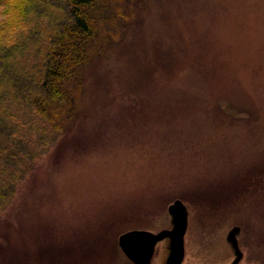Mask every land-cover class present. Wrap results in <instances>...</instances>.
I'll use <instances>...</instances> for the list:
<instances>
[{
	"label": "rangeland",
	"instance_id": "374dc122",
	"mask_svg": "<svg viewBox=\"0 0 264 264\" xmlns=\"http://www.w3.org/2000/svg\"><path fill=\"white\" fill-rule=\"evenodd\" d=\"M102 4L62 135L0 209V264H132L118 237L170 228L174 200L182 264H230L235 226L238 264H264V0Z\"/></svg>",
	"mask_w": 264,
	"mask_h": 264
},
{
	"label": "trees",
	"instance_id": "16d2710c",
	"mask_svg": "<svg viewBox=\"0 0 264 264\" xmlns=\"http://www.w3.org/2000/svg\"><path fill=\"white\" fill-rule=\"evenodd\" d=\"M99 2L0 0V209L62 135L59 118L73 101L67 86L78 84L87 47L97 43Z\"/></svg>",
	"mask_w": 264,
	"mask_h": 264
},
{
	"label": "water",
	"instance_id": "95a60500",
	"mask_svg": "<svg viewBox=\"0 0 264 264\" xmlns=\"http://www.w3.org/2000/svg\"><path fill=\"white\" fill-rule=\"evenodd\" d=\"M167 210L172 218L170 229H163L157 233L147 230H129L118 237L121 251L133 264H148L155 244L165 238L169 240V253L165 264H181L184 255V234L187 227L186 209L181 201L174 200L168 205ZM238 231L239 228L235 226L228 234V240L235 253V258L230 264H237L242 257L235 239Z\"/></svg>",
	"mask_w": 264,
	"mask_h": 264
},
{
	"label": "flooded vegetation",
	"instance_id": "af4514ba",
	"mask_svg": "<svg viewBox=\"0 0 264 264\" xmlns=\"http://www.w3.org/2000/svg\"><path fill=\"white\" fill-rule=\"evenodd\" d=\"M172 226V225H171ZM171 228V227H170ZM170 228H167V229H170ZM164 229H166V228H164ZM187 229H188V226L186 227V231H185V234H184V239H185V236H186V233H187ZM163 230V229H162ZM147 231H150V230H147ZM150 232H152V233H157V232H159V231H157V232H154V231H150ZM162 242H165V244L164 243H162ZM162 243V244H161ZM185 243V242H184ZM211 243H204V245H210ZM159 245H161V246H163L164 245V247L166 246L167 247V253L163 256H160V255H157L158 253H159V250H158V246ZM201 245H203L202 243H201ZM118 247H119V245H118ZM183 247H184V254H185V244L183 245ZM119 249H120V247H119ZM120 251H121V249H120ZM122 252V251H121ZM168 253H169V240L168 239H162L161 241H158L156 244H155V246H154V249H153V253H152V255H151V258H150V260H149V263L148 264H151L152 263V259H153V257L154 256H159L160 258L159 259H161V264H165V262H166V259H167V256H168ZM122 254H123V252H122ZM124 255V254H123ZM262 256V255H261ZM124 257H125V255H124ZM198 257V260H200L201 258L198 256V255H196V258ZM243 257V256H242ZM242 257L240 258V260L242 259ZM155 259V258H154ZM183 259H184V255H183ZM183 259H182V261H181V264H182V262H183ZM156 261H157V259H155ZM197 260V261H198ZM240 260L238 261V263L240 262ZM129 262H131L130 260H128ZM262 261V260H261ZM132 263V262H131ZM237 263V264H238ZM133 264V263H132ZM152 264H160V263H152ZM198 264H200V263H198ZM259 264H260V261H259Z\"/></svg>",
	"mask_w": 264,
	"mask_h": 264
}]
</instances>
